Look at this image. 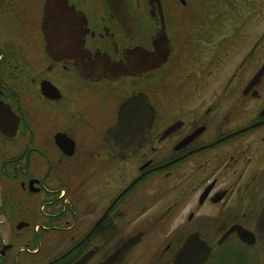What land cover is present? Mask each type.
Wrapping results in <instances>:
<instances>
[{
	"label": "flooded vegetation",
	"instance_id": "1",
	"mask_svg": "<svg viewBox=\"0 0 264 264\" xmlns=\"http://www.w3.org/2000/svg\"><path fill=\"white\" fill-rule=\"evenodd\" d=\"M46 2L0 0V100L19 117L14 136L0 132L17 144L0 181L27 223L0 240V264H212L220 249L264 264V73L248 89L264 66V0H63L51 41ZM255 35L257 54L233 53ZM238 61L240 97L262 101L222 127L249 109L225 102ZM209 77L229 96L173 118V94ZM197 236L210 249L187 247Z\"/></svg>",
	"mask_w": 264,
	"mask_h": 264
},
{
	"label": "rangeland",
	"instance_id": "2",
	"mask_svg": "<svg viewBox=\"0 0 264 264\" xmlns=\"http://www.w3.org/2000/svg\"><path fill=\"white\" fill-rule=\"evenodd\" d=\"M257 44V35L247 44L244 46L234 47L233 53H240V55H245L252 53L253 50H255L254 54L258 53V48L256 46ZM237 49V51H235ZM236 64L233 65V72L238 73L237 76L228 77V83L222 84L223 86H227L230 90V99L226 100L225 102H228V106L233 105V107H238V104H241L243 101V98L240 97L241 90L243 88L244 83L246 84L248 78L245 76L244 72H242L241 67V61L235 62ZM253 62L249 65V70H253ZM220 79L221 78H202L201 83L197 84L199 86V89L194 91L195 93H188L186 95V98H182L181 93H175L174 96V107L180 106L182 107L180 111H177L176 114L173 115V118L184 116L187 119L191 120L194 117L195 118H201V115L204 113L205 109H207L214 101H217L219 96L221 95H228L221 92V90L218 89L220 85ZM178 83V82H174ZM232 91V93H231ZM229 96V95H228ZM227 99V97H226ZM262 100L260 99H251V100H245L243 101V105L245 104L249 109H246L245 111H238L237 113L228 115L225 118V121L221 122L220 125L222 127H234L238 124H241L245 121H248L253 118V114L255 112V109L258 107V105L261 103ZM244 105V106H245ZM171 108V106L169 107ZM232 106L229 107L228 110H230ZM227 110V111H228ZM230 110L229 112H231ZM172 114V110L170 112V115ZM17 146L16 143L5 141L2 136H0V162L2 161V156L5 155L4 152L7 150H14ZM124 175L125 171L122 172ZM12 192L8 191L10 195L12 196ZM5 192V189L3 187V184L0 181V230L2 231L0 236L1 243L6 242L8 239L10 240L13 236L14 239L17 238L16 232L12 235V231L16 229V224L20 221L21 217L20 215H17V204L9 195V203L4 201L7 198L4 199L3 194ZM3 202L6 204L7 212L5 213V204L3 206ZM6 230V231H5ZM8 231V232H7ZM5 235V236H4Z\"/></svg>",
	"mask_w": 264,
	"mask_h": 264
},
{
	"label": "water",
	"instance_id": "3",
	"mask_svg": "<svg viewBox=\"0 0 264 264\" xmlns=\"http://www.w3.org/2000/svg\"><path fill=\"white\" fill-rule=\"evenodd\" d=\"M55 4H57L58 6L59 5L62 6L63 0H47L46 6H45V10H46L45 31L50 41L53 40V28L51 25L50 13H51L52 7ZM111 6L114 8V5L111 4ZM122 22H123V19H122ZM57 30H59V27H57ZM263 73H264V66L260 69L257 75L252 79L248 89H250L251 87H253L255 84H257L260 81V78ZM143 97H145V94L139 93L137 96H135L131 100L124 103L122 106V111H126L130 105L136 102L142 101ZM6 113L10 114L11 118L13 117L17 119L14 125L10 124V126L7 127L6 122L4 121V119L8 120ZM18 119H19L18 116H16V114L10 109V106L0 100V131L7 136H11V137L14 136L16 134L17 127H18V123H17ZM110 133L115 135L116 134L115 128L111 129ZM26 224L27 223L20 222L18 227L22 228ZM235 229L241 230L239 227H235V228H232L231 231ZM133 243L134 241L131 239L121 249H128ZM197 244L204 246V249H210L209 246L205 244L204 240H202L199 236H197L196 238L194 237L190 238L187 244V247L197 245ZM83 260L84 259H82L80 262H82ZM112 260H114V256L109 259V261H112ZM201 262H203V260L198 262V264H201ZM212 264H252V253L249 252L247 249H220Z\"/></svg>",
	"mask_w": 264,
	"mask_h": 264
}]
</instances>
